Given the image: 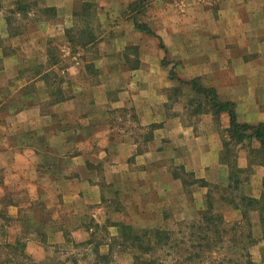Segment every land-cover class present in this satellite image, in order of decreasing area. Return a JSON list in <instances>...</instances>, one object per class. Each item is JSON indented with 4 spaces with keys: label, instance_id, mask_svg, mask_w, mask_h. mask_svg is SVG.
I'll use <instances>...</instances> for the list:
<instances>
[{
    "label": "crops",
    "instance_id": "0c3cea01",
    "mask_svg": "<svg viewBox=\"0 0 264 264\" xmlns=\"http://www.w3.org/2000/svg\"><path fill=\"white\" fill-rule=\"evenodd\" d=\"M35 1L36 8H50L65 26L46 25V21L37 19V10L29 13L34 18L19 32H13L5 19L0 24V72H6V76L1 73L4 76H0V82H6L8 100L13 96L17 99L6 107L5 101L0 104L6 120L3 132L0 131V167L11 166L18 175L25 169L36 174L35 185L25 192L19 187V194L59 196L58 201L53 199L47 204L54 207L52 219L46 224L49 241L60 243L67 233L74 241L85 242L90 239L92 219L102 225L108 221L100 204L98 183L101 168L107 167L111 168L107 170L109 175L114 173L117 180H143L138 179L130 190L139 198L138 202L134 198L131 206L133 219L148 225L155 212L159 222H169L173 205L144 198L153 194H158L159 200L176 196L179 221L196 218L205 202L204 184H222L226 180L227 167L220 156L229 138L230 117L226 112L218 120L209 112L192 117L173 113L174 108L167 106V97L161 90L179 83L170 79V63L164 65L162 60L166 55L169 60H178L182 70L176 76L183 80L200 78L204 85L216 88L220 100L234 102L239 122H264V0H180L178 4L174 0ZM176 4L184 6V11L179 9L182 25L171 22L172 6L178 10ZM80 19L83 26L79 25ZM137 23L146 24L155 36L142 31ZM46 31L56 32V43L73 50L67 56L71 55L74 61L67 76L103 77L94 86L88 84V88L75 90L74 85H68L64 101L49 105L48 111L43 108L41 97L46 94V99L50 98L49 88L42 76H50L56 62L45 66L49 37ZM74 31L84 34L81 41L70 37ZM168 39L177 43L175 50ZM28 50L33 54L24 57L21 51ZM93 52L95 58L90 57ZM32 65L43 66L28 81L19 77ZM15 78L18 82L24 80L27 91L20 87L7 90ZM183 86L184 93L193 95L189 85ZM113 90L116 92L112 94ZM91 104L96 105L95 109ZM124 108L134 111L140 125H158L141 152L135 139L112 140L110 129L104 127L110 110ZM252 147L258 148V141H253ZM43 148L48 153L43 154ZM249 161V148L240 146L238 167L247 168ZM137 164L145 168L140 172L132 169ZM177 166L193 176L192 183L176 173ZM251 170L242 193L264 199V164L252 165ZM155 171L162 180L160 185ZM140 201L143 206H139ZM94 208L104 211L106 217L99 218ZM124 210L116 211L114 222H126L120 215L126 214ZM126 210L129 212V207ZM10 213L13 214L11 210ZM227 213V222H238L237 210L228 208ZM251 215L255 234L252 238H256L252 253L255 261L261 263L263 231L257 213ZM127 262L132 264V260Z\"/></svg>",
    "mask_w": 264,
    "mask_h": 264
},
{
    "label": "rangeland",
    "instance_id": "374dc122",
    "mask_svg": "<svg viewBox=\"0 0 264 264\" xmlns=\"http://www.w3.org/2000/svg\"><path fill=\"white\" fill-rule=\"evenodd\" d=\"M173 1V0H172ZM180 0H174L173 3H181ZM36 1L35 0H0V24L2 22H6L13 32H19L29 20H32L34 16L30 15L29 13H33L34 10H37V19H43L46 21V25L50 23L52 27H58L61 26L64 28V24L61 20L56 18L54 16L53 11L50 8H36ZM176 4V8L178 10H174L172 6L171 11V22H177L180 25H182V9L184 11V6H180ZM180 6V7H179ZM20 10H24L23 12ZM40 16V17H39ZM189 18H193V16H188ZM194 19V18H193ZM205 20V19H204ZM79 25L83 26V19L79 20ZM195 23V22H194ZM49 25V26H50ZM50 26V27H51ZM80 26H76V29L81 28ZM47 35L49 36L46 40V46L45 51L47 53L48 62L45 66H48V64H52L53 62H56V69L50 72V76L48 78L51 81L56 80V84H58L59 87L63 89V94H68V85L72 88L74 85L75 90H78V87L80 89L87 87L89 85H96L97 82H100L102 80V76H67V69L72 68L73 65V59L72 56L68 54L72 53L73 50H67L66 47H62V43L59 42L56 43L55 37H53V34L56 36V32H50L46 31ZM84 34L80 31H74V33H70V37H73L76 42L81 41ZM54 38V40H52ZM169 40V39H168ZM2 42V37L0 36V43ZM170 46H174V50L176 49L177 43L173 40H169ZM51 45L55 47H51ZM61 45V46H59ZM131 51L130 49L128 50ZM170 55L172 57V51L171 47L169 48ZM26 53H23L21 51V54H23L24 57L31 56L33 54V51L29 52L25 51ZM69 52V53H68ZM74 52L77 54L76 50ZM94 52L90 55V57H94ZM166 60L170 63L168 66V69H171L175 75H178V72H181L182 67L178 60H169L168 55L165 56ZM58 63V64H57ZM40 66H34L31 67L28 66L27 71H24V76H19L27 81L31 79L32 77H35V73L40 69ZM0 68L1 65H0ZM25 68V67H23ZM27 68V67H26ZM59 68V69H58ZM4 69V68H3ZM66 69V70H65ZM63 70V71H62ZM77 69H75L76 71ZM70 72H72V69H70ZM93 72V70L91 71ZM6 76V72L2 71L0 72V76ZM18 73V69H17ZM19 74V73H18ZM16 76H18L16 74ZM56 76V79H55ZM17 78V77H16ZM14 79L12 83H10L9 89L7 90H13L18 89L19 87L22 88V91H27V87H23L24 80L22 82H18L17 79ZM79 79H87L89 81L82 82ZM176 82V81H175ZM203 84L204 82L201 81ZM6 82L1 81L0 82V104L5 101L4 105L5 107L12 102H17V99H10L8 100V93L4 91ZM177 83V82H176ZM179 85V84H178ZM177 85V86H178ZM31 88V87H30ZM175 87L171 88H164L161 90L162 94H165L167 97V106L170 108H174L175 111H172L173 113H181L183 115H188L192 117L193 114V105H190L188 102L189 96L187 93H184V86H182V89L180 92L174 91ZM21 90V89H20ZM73 90V89H72ZM117 90V89H115ZM115 90L112 91V94L116 92ZM3 94L5 95L3 98ZM46 94L42 95V101H43V108L45 110L48 109V103L55 99L56 97H50L46 99ZM55 97V98H54ZM92 109H95L96 105L91 104L90 106ZM97 109V108H96ZM68 119V118H67ZM3 121L6 122L5 117L0 109V131L3 132ZM56 123V121H53ZM104 127L107 129H110L108 134L110 139H128V137H132L135 139V141L138 144L137 150L138 152L143 151L146 148V142L147 140L152 136L153 131L151 130L150 126H142L138 122L137 116L135 115L134 111L130 108H124V109H112L110 110V116L108 119V122L104 124ZM95 128V126H94ZM0 132V137H1ZM29 135V134H28ZM82 136V135H81ZM21 149L22 148H18ZM237 148H235L236 150ZM0 150H2V146L0 145ZM29 150V149H27ZM43 154L48 153V149L43 148L42 149ZM232 152V149L229 151V155ZM234 152V151H233ZM228 153V150H227ZM107 166V165H106ZM175 167V165H174ZM227 167V166H226ZM10 168V169H9ZM145 168L144 165H135V168L132 167V169L138 170L139 172ZM111 169L110 167H107V170ZM106 169L101 168L100 171V177L98 180L99 187L101 190V199L100 204L104 208V211L108 215V217L105 216L104 211L98 210L94 208L93 211H95V214L99 218H103V216L108 218V221L106 223L99 224L93 219L90 221L91 223V231L92 235L89 237L90 244L82 242L78 243L74 241L72 238L67 237V235L64 236V238H61V242L57 243L56 241L52 240L49 241L48 238V231L50 230L46 224L48 223V219L52 217V209L54 207L50 206L48 207L47 204H50L53 199L54 202L59 200V196H49V195H39V194H29V193H23L19 194L20 188H22V191H27L28 188L35 182L36 174L31 171V169L27 170L25 169L22 172V175L16 174L13 167H0V211L4 210L11 216L9 219H3L0 217V243H3L4 241V234L3 232H9L11 235H15L16 237H19L21 239V242L26 243V249L25 252L28 256V259L26 260V264H126L127 261L132 260L133 264V252L129 249L123 248L118 243H111L113 236L117 235V227L110 228L107 225L115 221V218L117 216L116 211L120 210L121 208L127 209L129 207V212L124 210L126 214L123 212H120V215H122L124 218V221L129 224L136 227L138 230L142 228H155V227H161L165 228L167 230L173 231L175 234L172 236V238H177L176 242L180 243L178 240H181L184 238L186 241L189 237L190 229L188 228V223H190L192 220H185V221H179V219L176 217V214L178 211H175V209H178V202L175 199L176 196H166L163 199L159 200V195L153 194V195H144L145 199L148 200V202L153 201L155 203L157 202H166L168 206H172V210L170 211V214L172 215L171 219L168 223H161L157 219V215L154 212L152 214L153 218L151 223L148 225H145L141 219L139 221L137 219L132 218V214H134V208H132V203L134 204V200L136 197H134L133 194H131L130 190L131 188L138 183V179L142 180L141 178H137V180L134 179H116L114 177V173H108ZM226 180L230 174L228 167L226 168ZM30 171V172H29ZM137 173V172H136ZM176 173H180L183 175L186 180L190 183L193 182V176L190 174H184L182 169L178 168L176 169ZM136 175V174H135ZM155 180L156 182H159L158 184L162 182L161 179L158 178V172H154ZM105 176V177H104ZM145 180V179H144ZM226 180L223 182V186H226ZM249 180V178H248ZM248 180L244 181V185L246 186L248 183ZM121 181V182H120ZM143 181V180H142ZM146 181V180H145ZM131 187H128V184ZM116 183V186H115ZM122 184V185H120ZM35 185V184H34ZM20 187V188H19ZM118 188L121 189L118 191ZM244 188V187H243ZM241 188V190H243ZM220 192V191H218ZM228 195L229 197H234V194H232L230 191ZM240 192V191H239ZM231 193V194H230ZM241 193V192H240ZM219 194V193H218ZM213 196L217 197L215 192H213ZM206 197V196H205ZM135 198V199H134ZM162 198V197H161ZM137 202L139 200L136 199ZM159 200V201H158ZM238 200V198H237ZM205 203V202H204ZM9 204H12L11 206H8ZM139 206H143V204L139 203ZM172 204V205H169ZM205 206H203L204 208ZM139 208V207H138ZM155 208V206H154ZM202 208V209H203ZM231 208L233 209V206L230 204H221V206L218 204V209L221 211L223 215L226 214L228 216L229 213H227V209ZM142 207H140L139 210H141ZM10 210L13 212V214L10 213ZM15 210L16 213H15ZM234 210V209H233ZM238 211V210H237ZM239 217L237 219L241 220L242 222L246 221V219H243L241 217L240 212ZM232 217V216H231ZM93 218V217H92ZM252 215L250 217V222L252 224ZM105 219V220H106ZM244 220V221H243ZM235 221V220H233ZM159 222V223H158ZM227 222V221H226ZM232 222V221H231ZM235 222H227L230 224V226ZM106 225V226H105ZM252 228V236L254 234L253 232V226ZM116 233L115 235H112ZM236 233L235 240L237 239L238 243L234 244L230 240L232 239V235ZM241 233L246 234L247 228H243L242 230H237L235 232H229L227 235H225V241L223 243H220L213 247L210 252V254L207 256L206 259L215 260L213 263H217L221 261L222 259H232L235 264H250L248 263V260L251 261V264H264V249L262 253L261 263H257L259 261H255L256 257H254V254L252 253V247L255 244V242L252 243V240L256 241V238H252V240H248V238L243 237L244 235H241ZM255 235V234H254ZM196 237H192L193 241L196 240ZM13 240L12 238H10ZM63 239V240H62ZM234 240V241H235ZM109 245H112L113 249L111 253L108 256V259L101 260V257L103 255L101 254H108V248ZM187 246L189 243L186 244ZM183 248V244L181 245ZM195 252V249H191ZM97 252V253H96ZM184 254L185 252L183 249L179 247L174 248L172 251H168L167 248L163 249H156L155 254L156 256H159L162 264H173L174 258L177 255L172 254ZM6 253H4L5 255ZM171 254V255H168ZM168 255V256H167ZM258 256V254L256 255ZM145 258V257H144ZM98 262V263H97ZM226 262V260H225Z\"/></svg>",
    "mask_w": 264,
    "mask_h": 264
},
{
    "label": "trees",
    "instance_id": "16d2710c",
    "mask_svg": "<svg viewBox=\"0 0 264 264\" xmlns=\"http://www.w3.org/2000/svg\"><path fill=\"white\" fill-rule=\"evenodd\" d=\"M137 26L145 33L155 36L154 32L146 24L137 23ZM159 39L160 45L165 49L161 38ZM162 63L164 65L169 64L165 57L162 60ZM170 75V79L179 83L174 89L175 92H180L183 85H189L191 87L193 95L189 97L188 102L190 105L194 106L193 114L209 112L214 115L215 120L219 119L221 113L226 112L229 114L230 125L227 129V135L229 138L224 142V149L220 156L221 162L228 167L230 172L226 180L227 184L226 186H223V184H204L207 188L204 203L205 207L198 212V217L196 219L188 223L187 226L190 229V238H188L187 241L182 238L181 240H178L180 243L176 242L177 238H172L175 233L165 228L147 227L138 230L136 227L126 222H112L107 226L117 227V235L113 236L114 238H111V243H118L123 248L132 251L133 264H162L159 259L160 257L156 256L155 250L157 248H167L170 252L179 246L185 253L172 254L177 255L175 256L176 258H174L173 264H235L236 262L232 259H222L217 263H213L215 260L206 259L210 254V252L207 251H211L213 247L223 243L225 241V235L229 232L242 230L245 227L247 228V233H241V235H244L243 237L248 238V240H252L251 226H253V224H251L249 219L254 212L258 215V222L263 231L262 239L264 240V199L262 197L254 198L248 196L243 194L241 190V188L245 187L244 181L248 180L250 176L252 171L251 166L264 164V122L258 124L239 122L236 116L235 103L232 101L220 100L216 88L204 85L200 78L183 80L176 76L172 70L170 71ZM42 77L46 80L50 97H56H54L55 99L50 101L48 105H54L64 101L65 97L63 89L55 83L56 80L50 82L48 76ZM157 126L158 125L156 124H152L150 125V128H152L151 130H154ZM253 141H258V148L252 147ZM240 146L248 147L250 153V164L244 169L238 167L237 164V149L240 148ZM235 148L237 149L235 150ZM231 149L232 152L229 155ZM227 191L234 194V197L230 198L228 195L229 192ZM213 192L218 196L214 197ZM222 203L232 205L233 209L238 210L241 217L246 219V221L243 220L244 222H242L241 220H238V222L230 226V224L226 222L224 215L218 209V204L221 206ZM8 206H12V204H9ZM0 217L7 220L11 216L6 211L1 210ZM51 219L52 217L47 221H50ZM0 228H2V226H0ZM3 234L4 241L3 243H0V264H26V260L28 259L25 252L26 243L21 242L19 237L11 235L9 232H3ZM65 235H67L66 238L69 237L67 233H65ZM91 235L92 231L90 236ZM196 235V240L193 241L192 237H195ZM231 238L230 241L232 243H238L236 233H234ZM235 238L237 239L235 240ZM253 242H255V240H252V243ZM85 243L90 244V240L88 239ZM187 243H189L188 246L186 245ZM182 244L184 248L181 246ZM112 249V245H109L108 254H101L103 255L101 260L108 259L107 255L111 253ZM191 249H195L196 251L191 252L193 251ZM4 253L6 254L4 255ZM248 263L251 264V261L248 260Z\"/></svg>",
    "mask_w": 264,
    "mask_h": 264
}]
</instances>
